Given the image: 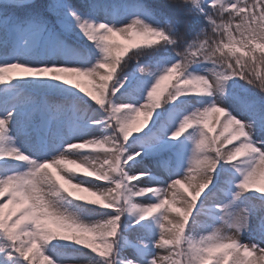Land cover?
I'll return each mask as SVG.
<instances>
[{
    "label": "snow or ice",
    "instance_id": "6c2138e0",
    "mask_svg": "<svg viewBox=\"0 0 264 264\" xmlns=\"http://www.w3.org/2000/svg\"><path fill=\"white\" fill-rule=\"evenodd\" d=\"M0 264H264V0H0Z\"/></svg>",
    "mask_w": 264,
    "mask_h": 264
},
{
    "label": "trees",
    "instance_id": "16d2710c",
    "mask_svg": "<svg viewBox=\"0 0 264 264\" xmlns=\"http://www.w3.org/2000/svg\"><path fill=\"white\" fill-rule=\"evenodd\" d=\"M79 79L82 81V87H84L86 89H91V85L88 83V79L87 78L79 77ZM139 119L142 121L143 116L141 115V117Z\"/></svg>",
    "mask_w": 264,
    "mask_h": 264
},
{
    "label": "rangeland",
    "instance_id": "374dc122",
    "mask_svg": "<svg viewBox=\"0 0 264 264\" xmlns=\"http://www.w3.org/2000/svg\"><path fill=\"white\" fill-rule=\"evenodd\" d=\"M114 39L118 40V41L121 42V43H128L127 41H124V40H123L121 37H119V36L114 37ZM85 78H87V77H85ZM87 79H88V78H87ZM212 119H213V117H210V118H209V122H210V123H211Z\"/></svg>",
    "mask_w": 264,
    "mask_h": 264
}]
</instances>
